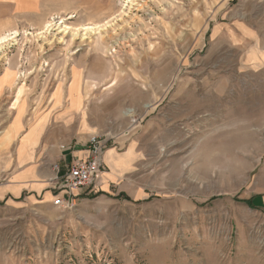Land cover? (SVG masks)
<instances>
[{
  "label": "rangeland",
  "instance_id": "374dc122",
  "mask_svg": "<svg viewBox=\"0 0 264 264\" xmlns=\"http://www.w3.org/2000/svg\"><path fill=\"white\" fill-rule=\"evenodd\" d=\"M138 2L0 0V264H264V0ZM63 121L100 179L13 196L23 135Z\"/></svg>",
  "mask_w": 264,
  "mask_h": 264
},
{
  "label": "crops",
  "instance_id": "0c3cea01",
  "mask_svg": "<svg viewBox=\"0 0 264 264\" xmlns=\"http://www.w3.org/2000/svg\"><path fill=\"white\" fill-rule=\"evenodd\" d=\"M95 87V84L87 86L84 90L82 87V105L84 98H88L90 90ZM108 87V86H107ZM58 123L57 127H52L48 132L44 133L46 124L45 122L38 124L35 128H38V134H36L34 140H27L26 138L30 134L31 128L23 135L20 144L17 148L16 162L18 169L12 173L11 181L9 183L10 191L13 196L18 197L26 190L30 196H43V198L49 199L52 190H47L50 185V181L54 179L55 168L54 164H57L61 173H63L69 164H72L77 159H83L88 154L87 140H84L79 134L78 140L65 142V147L60 146L59 134L62 129L65 131L71 127L72 122L66 124ZM92 128V127H91ZM83 130H89V128H83ZM72 132V131H71ZM76 135V133H75ZM74 135V136H75ZM73 136V137H74ZM123 154L120 165H117L115 161L118 159V154L112 148L106 151V158L110 165L114 168L122 169L127 167L135 155L134 146L133 151L129 153L130 148ZM40 154V155H39ZM41 156V163H38V158ZM122 160H124L122 162ZM21 168V169H20ZM41 190V192H39Z\"/></svg>",
  "mask_w": 264,
  "mask_h": 264
},
{
  "label": "built area",
  "instance_id": "2783aa9c",
  "mask_svg": "<svg viewBox=\"0 0 264 264\" xmlns=\"http://www.w3.org/2000/svg\"><path fill=\"white\" fill-rule=\"evenodd\" d=\"M88 154L83 159L75 160L65 172L61 173L60 167L55 164V182L59 188L67 193V197L61 194L54 200L57 206L65 207L71 204V194L76 189L85 188L95 184L101 177L104 169L105 141L98 133L92 134L88 139Z\"/></svg>",
  "mask_w": 264,
  "mask_h": 264
},
{
  "label": "bare ground",
  "instance_id": "6f19581e",
  "mask_svg": "<svg viewBox=\"0 0 264 264\" xmlns=\"http://www.w3.org/2000/svg\"><path fill=\"white\" fill-rule=\"evenodd\" d=\"M130 3H131V7L132 6H137V4H139V0H128ZM105 24H108V23H105ZM110 24H108V26H109ZM53 26V25H52ZM63 26V25H62ZM62 26H60L59 28H58V30L62 27ZM67 26V25H66ZM62 27L63 28V30H61V32H66V30L68 29V27ZM49 27V26H48ZM100 27V29L101 30H103L104 28H106V26L105 27H103V25H101L100 24V26H98L97 28H99ZM49 29V28H48ZM48 29H46L47 31H49ZM83 30H85V32L83 33V36H86V35H88V34H92V33H95L96 32V28H95V26H84L83 27ZM78 33H74V36L75 35H77ZM7 41V39H6V37H2L1 39H0V48H3L4 46H5V42Z\"/></svg>",
  "mask_w": 264,
  "mask_h": 264
},
{
  "label": "trees",
  "instance_id": "16d2710c",
  "mask_svg": "<svg viewBox=\"0 0 264 264\" xmlns=\"http://www.w3.org/2000/svg\"><path fill=\"white\" fill-rule=\"evenodd\" d=\"M247 201V203H249V204H254L253 203V199H249V200H246Z\"/></svg>",
  "mask_w": 264,
  "mask_h": 264
}]
</instances>
